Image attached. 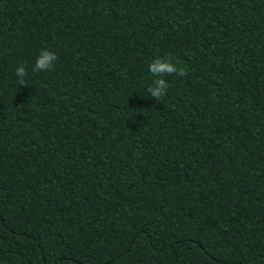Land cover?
I'll return each mask as SVG.
<instances>
[{"label": "trees", "instance_id": "16d2710c", "mask_svg": "<svg viewBox=\"0 0 264 264\" xmlns=\"http://www.w3.org/2000/svg\"><path fill=\"white\" fill-rule=\"evenodd\" d=\"M0 264H264V0H0Z\"/></svg>", "mask_w": 264, "mask_h": 264}, {"label": "clouds", "instance_id": "9594fccd", "mask_svg": "<svg viewBox=\"0 0 264 264\" xmlns=\"http://www.w3.org/2000/svg\"><path fill=\"white\" fill-rule=\"evenodd\" d=\"M56 60L57 56L54 52L48 49L41 50L35 60L33 72H46L52 69ZM148 71L154 77L152 83L148 86V93L157 101L167 94L169 84L168 81L164 79L165 76L176 74L183 77L187 75L186 71L182 67H178L177 64L172 61L171 57L157 56L149 63ZM15 74L20 78L19 83L25 85L24 77L28 75L26 66L20 64L16 68Z\"/></svg>", "mask_w": 264, "mask_h": 264}]
</instances>
